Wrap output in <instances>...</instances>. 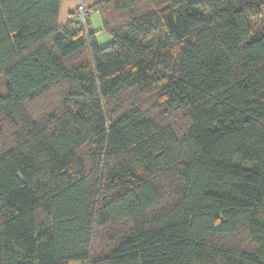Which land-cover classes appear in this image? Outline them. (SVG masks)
Instances as JSON below:
<instances>
[{
    "label": "trees",
    "instance_id": "1",
    "mask_svg": "<svg viewBox=\"0 0 264 264\" xmlns=\"http://www.w3.org/2000/svg\"><path fill=\"white\" fill-rule=\"evenodd\" d=\"M60 10L0 0V264H264V0Z\"/></svg>",
    "mask_w": 264,
    "mask_h": 264
},
{
    "label": "rangeland",
    "instance_id": "2",
    "mask_svg": "<svg viewBox=\"0 0 264 264\" xmlns=\"http://www.w3.org/2000/svg\"><path fill=\"white\" fill-rule=\"evenodd\" d=\"M73 0H70V2H72ZM93 1V2H92ZM101 0H86L87 3H85L84 0H82L80 2V4H78L75 10V14L73 16H75V21H78V7L79 5H81V3H83L85 10H86V26L82 27L85 32H92L95 34L96 37V41L98 43V45L100 47H106L108 45H110L114 39L112 37V35L105 30L104 28V24H103V19L101 16V13L98 11H91L92 7L90 8V5H93V3L97 2L99 3ZM95 4V5H96ZM72 6V4H71ZM71 6H69V4H62V11H61V17L59 20V24L60 26H66L68 24V22H65V16L67 17V19H69L70 16L69 14H66V8L67 11L71 10ZM117 20H120V18H117ZM66 23V24H65ZM116 23H120V21L116 22ZM1 82V81H0ZM2 90V83H0V91ZM157 98L156 93H152L149 94L145 97H141L140 99V104L141 106L144 108V110L148 111L149 113V109H150V113L152 112L153 116H155L157 119L164 121L163 123H169V124H173L174 127H177V129L179 130H184L185 128L187 129V123L184 120V118H182L181 116L178 117H168L165 114L164 110L158 109V110H154L153 109V103L155 102ZM5 136L0 137V140H8L9 138V134H8V130H6L5 132Z\"/></svg>",
    "mask_w": 264,
    "mask_h": 264
},
{
    "label": "crops",
    "instance_id": "3",
    "mask_svg": "<svg viewBox=\"0 0 264 264\" xmlns=\"http://www.w3.org/2000/svg\"><path fill=\"white\" fill-rule=\"evenodd\" d=\"M82 0H73L72 2H70V0H61V10H60V17H61V11H62V4L63 3H65V4H69V6H71V4H72V6H71V10H69V11H67V8H66V14H69L70 16H72V17H70L69 19H67V17L65 16V22L67 21L68 22V24L70 23V22H72V21H74L75 20V16H73L74 14H75V10H76V6L78 5V4H80V2H81ZM85 1V3H87L86 2V0H84ZM93 2V1H92ZM98 3V2H97ZM96 3H93V5H90V8L92 7V6H94ZM66 24V23H65ZM61 27H64V26H61Z\"/></svg>",
    "mask_w": 264,
    "mask_h": 264
},
{
    "label": "built area",
    "instance_id": "4",
    "mask_svg": "<svg viewBox=\"0 0 264 264\" xmlns=\"http://www.w3.org/2000/svg\"><path fill=\"white\" fill-rule=\"evenodd\" d=\"M86 10L85 7L83 5V3H81V5H79L78 7V23L80 24L81 27H85L86 26Z\"/></svg>",
    "mask_w": 264,
    "mask_h": 264
}]
</instances>
